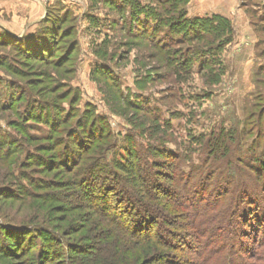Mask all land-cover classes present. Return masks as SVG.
<instances>
[{"label":"rangeland","instance_id":"obj_1","mask_svg":"<svg viewBox=\"0 0 264 264\" xmlns=\"http://www.w3.org/2000/svg\"><path fill=\"white\" fill-rule=\"evenodd\" d=\"M130 6L154 13L159 10L157 0H0V34L9 31L17 39H31L30 36L39 35L43 25L47 27L46 22L51 27L44 32L45 51L35 48L36 54L30 58L12 47L16 42L8 45L5 39L0 40V63L11 66L0 65V140L7 135L20 137L10 125L18 121L16 109L4 110L1 106H10L15 93L23 95L21 113L34 107L40 114L48 108L56 121L54 125H58L60 117L61 123L67 112L76 115L71 125L89 113L103 117L106 125L101 122V132L110 131L116 144L107 151V159L127 164L128 152L134 150L145 154L143 159L150 165L176 168L180 164L184 174L192 179L189 189L201 201L198 208L227 192L224 206L235 218L219 238L228 239L231 233L238 237L240 231L241 239L246 240L243 251H252L256 244L253 240L261 237L259 221L250 216L252 212L263 213L264 228V115L260 117L264 111V72H257L258 62L263 65L264 57L256 59L252 67L247 57L231 54L232 41L220 54L224 67L221 82L212 83L217 66L201 70L197 61L191 68H180L176 73L173 64L165 59L169 50L183 55L188 51L193 59L191 53L198 46L209 44L185 43L179 35L182 44L168 40V49L162 52L155 48L150 31L146 30L150 22L143 15L132 20ZM179 9L191 18L198 17V0H187ZM160 37L168 38L166 34ZM261 39L264 41V35ZM261 49L264 47L258 52ZM77 95L78 101L71 106L69 103ZM63 96H67L66 100L60 101ZM127 100L133 105H128ZM27 123L30 124L26 130L33 137H44L50 131L46 123ZM66 127L61 126L59 133L54 134L58 143L66 136ZM212 133L224 144L221 150L226 149L232 157L217 155L221 150L208 142ZM47 143L24 144L28 152L37 156L31 162L27 160L30 154L22 152L10 158L16 163L11 169L0 163V240L12 244L8 235L22 237L29 232L22 237L24 252H0V264H52L49 261L57 259L54 257L58 250L67 257L57 264H135L133 261L142 254L143 242L139 245L137 239L123 233L104 215L107 209L100 198L83 188L80 178L84 171L70 172L71 165L54 158L58 153L45 150ZM73 143L69 145L78 150ZM160 153L175 159H165ZM97 157L87 154L81 166L91 171ZM92 179L98 181V174ZM163 181L172 187L173 183ZM237 183L242 187L238 188ZM22 185L27 194L19 187ZM112 185L116 187L111 194L115 198L119 190H130V185L124 186L117 179L112 180ZM246 187L256 191L251 201L242 193ZM180 194L175 197L187 200L184 192ZM145 201L156 208L165 204L162 199ZM94 203L97 204L93 207ZM241 208L246 211L244 218L240 216ZM177 213V218L166 217V226H162L172 242L160 245L152 257L145 254L144 264H200L190 244L195 239L188 215ZM6 224L22 228L14 231L17 234L6 235V229L2 230ZM152 232L158 236L156 230ZM44 244L49 247L43 248ZM244 255L243 259L249 260V254Z\"/></svg>","mask_w":264,"mask_h":264},{"label":"trees","instance_id":"obj_2","mask_svg":"<svg viewBox=\"0 0 264 264\" xmlns=\"http://www.w3.org/2000/svg\"><path fill=\"white\" fill-rule=\"evenodd\" d=\"M186 3L187 0H157L159 8L157 13H154L151 10L143 11L136 6H130L132 12L130 16L131 19L134 20L137 16L143 15L145 19L150 22V24L146 25V30L150 31V39L152 40L155 48L162 50V52H165L166 49H168V40L172 43L179 41L177 44H182L180 42L179 35H181V39L185 43L193 41L198 43L203 42L206 44L207 42V44H209L208 47L207 45L203 48L198 46V48L194 50V53H191L195 56L193 59L190 57L189 53H186L188 51H185V54L183 55L182 52L179 53V51H175V49L173 51L169 50V53L165 54V59L170 63V65L173 64L176 73L180 71V68H191L194 61H197L196 63H198V67L201 70L206 69L208 66H217V69H215L217 72L213 71L214 78L212 83H219L221 82V78L224 73V67L220 59V54L223 48L233 41L235 35L232 23L227 18L218 14H209L191 18L187 15V12L184 11V9H179L181 5H185ZM166 16L169 17L166 18ZM255 17L257 18V21L255 22V29L257 30V28H260L264 30V24H262L264 22V12L261 16L255 13ZM48 24L49 23L46 22L45 26L47 25V27L44 28L43 25L40 33H38L39 35H35L34 38L30 36L31 39H28V37L23 36L20 39H17L16 36L12 35L9 31H4L0 34V40L1 38L5 39L8 45H13V42H16L12 47L20 51L22 55L27 54L30 58L31 54H36V51L34 50L35 48H40V50H44L46 48L43 44V39L44 41L46 40V37L44 38V32H46L45 30H49L51 28ZM161 28H167L168 31H163ZM49 33L52 38L50 41H53V34L50 31ZM163 34L167 35L168 38L166 40H163L162 37H160ZM38 38L39 40H36ZM258 45L264 46V41L260 39ZM258 56L264 57L263 49L258 52ZM1 64L3 67L5 64L6 66H9L7 62H1L0 65ZM10 67L11 66L8 68ZM257 69L258 73H261L262 71L264 72V64H259ZM106 73L108 76H112L111 72L106 71ZM15 95L16 97H13L10 106H1L4 110L16 109L15 115L17 116L18 121H13L10 125L17 130L20 137L19 139H16L12 135H7L4 136V140H0V163L5 164L8 169H11L16 163H14L15 160H10V158L12 156H18L22 152H26L27 155L28 153L30 154L27 160L28 162H31V160L34 157L37 158V156L33 155L34 153L28 152L29 149H27L28 147H24V144L34 143L36 141L48 142L45 150H54L56 154L58 153V155H55L54 158L59 160L63 165H71L72 171L70 172L75 171L77 173V171L80 170L84 171L85 175L80 178V181L84 182L83 188L87 190V192L93 191L92 194L100 198L102 205L105 209H107L104 212V215L110 217L111 222L114 223L116 227L119 226V229L123 233L137 239L139 241V245L143 242L141 255L144 256L140 255L133 261V263L144 264L143 258L145 257V254H147L146 257H152L155 252L158 251L160 245L166 246V243L172 242L167 237L166 230H164L162 226L166 224L164 220L167 219L166 217L171 215H174L175 217L176 214L178 216L177 211H179V213H186L188 215L191 235L195 239L194 243L190 244H192V248L194 247L192 250H194L196 255H198L200 264H264V228L262 224L263 222H261L263 219L262 212L258 214L252 212L250 214L251 217H254V220L258 219L259 221V223H257V229L258 232L261 231V237L253 240V243L256 244H254L252 251L249 248V250L243 251V247L245 246L246 248V240L241 239L240 231H238V237L235 236V233L232 234L229 230V233L231 234L228 236V239L219 238V235L228 229L227 225H230V222H232L235 218L230 215L227 207L224 206V203L227 201L225 197L227 192L218 196L216 195L209 203H201L203 204V207L198 208V202L201 201L198 200V196H192L194 193L192 189H189L190 180L192 179L191 177H187V174H184V170L180 164L179 166L176 164V168H174L175 165L171 167H160L154 163L150 165L147 160L143 159L147 157L145 154L143 155L140 152L135 153L134 150L128 152V157L130 159L128 158L129 160H127V164H123L117 159H107V151L114 148L116 144L114 143V135H112L110 131L104 133L105 135L101 132L104 127L103 125L101 126V122L103 121L104 125H106V120L103 117H96L93 113H89L88 115L78 117L74 124L71 125L69 123L72 122L73 118H76V115H74L73 112H67L65 113L64 119L61 123L60 117L57 122L58 125H54L53 122L56 123V121H54L55 119L53 118L52 111L48 108L45 110V113L40 112V114L36 112L37 110L34 107L31 110L27 108V110L24 111V114L21 113L19 107L22 101H24L23 95H18V93H15ZM66 98L67 96H63L59 100L64 101ZM73 100L74 101L71 100L72 102L69 103L71 106H74L78 101V95ZM126 102L128 105H133L130 100H127ZM35 104L38 105L39 101H35ZM28 109L29 114L27 115ZM263 112L264 111H261L260 117L264 115ZM29 120L48 124L50 131L41 138L29 135L26 130L30 124L27 123ZM61 126H67L64 129L66 136L61 138L58 143L57 138L55 139L53 136L54 134L59 133L58 130ZM208 142L210 143V146L215 149L218 148L221 150V148L224 147V144L220 143V139L218 136L216 137L214 133L209 136ZM70 143L77 144L78 150H75V147H71L69 145ZM52 145L54 146L52 147ZM103 148H105L104 153L102 152ZM2 150H4L3 154ZM89 153L94 155L97 154L98 156L91 171L88 170L87 166L86 169L84 166H81L83 163V157ZM217 155L228 159L230 156L232 157V153L227 152L226 149L221 150ZM161 156L168 160L175 159L171 156H165L163 153ZM45 159V162L47 163L49 160H47V158ZM109 165H111V168H109ZM158 168L161 169L159 170ZM101 173L105 174L99 175ZM95 174H98V181H93L92 179V176ZM152 176L154 178H152ZM176 178L177 181H175ZM113 179L120 180V184L124 186L127 184L130 185V190H119V193L116 194V198L113 197L115 195L112 196L111 194H114V191H116V187L112 185ZM148 179L150 181L146 182ZM163 180H168L170 183H173L172 187H167L164 183H162L164 182ZM261 186L264 188V179ZM19 187L23 191L25 190L24 193L27 194V189L24 188L23 185L22 187ZM237 187L241 188L242 186L238 184ZM181 191L185 193V198L187 200L182 201L178 199L180 197H175L176 195H181ZM250 191L251 189L249 187L248 189L247 187L246 189L244 188L242 191L248 201H251L252 195L256 193V191ZM118 194H120V197H118ZM258 198L256 196V199ZM146 199H149L150 202L162 199L165 204L161 208H156L152 203L146 202ZM96 204L97 203H94L92 206L94 207ZM108 210L111 213H109ZM239 212L241 213V215H239L244 218L246 211H243L241 208ZM235 216L238 217L236 213ZM255 222L257 221L255 220ZM171 224L173 225L174 223L171 222ZM8 225L9 224L4 225V228L2 229H6V235L12 234V232L18 230L19 228L18 226L9 227ZM247 227H249V225ZM153 230H156L158 236L153 235ZM28 233L25 232V235L27 236ZM214 234L218 236L215 237ZM25 235L22 237L25 238ZM8 236L13 239L14 243L8 244L6 241L0 240V252L9 255L24 252L25 247L22 246L24 242L22 237H20V235ZM29 244L31 246L32 241H30ZM48 247V244H44L43 246L45 249ZM245 253L249 254L247 256L249 257V260L247 261L243 259L246 257L244 255ZM28 254L29 251H26V255ZM66 257L67 255L64 251L58 250L56 252V257H54L58 260L54 259L51 261L50 259L49 262L57 264L60 260H64ZM4 264H9V262L6 261Z\"/></svg>","mask_w":264,"mask_h":264},{"label":"crops","instance_id":"obj_3","mask_svg":"<svg viewBox=\"0 0 264 264\" xmlns=\"http://www.w3.org/2000/svg\"><path fill=\"white\" fill-rule=\"evenodd\" d=\"M263 12L264 0H198V16L218 14L231 21L235 32L230 44L234 48L231 54L247 57L246 60L252 61V67L255 66L256 59L261 58L258 50L262 46L258 45V40L264 35L263 29H255V13L261 16Z\"/></svg>","mask_w":264,"mask_h":264}]
</instances>
